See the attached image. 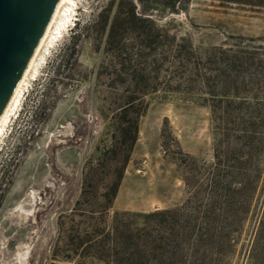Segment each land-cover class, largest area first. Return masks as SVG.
<instances>
[{"label": "rangeland", "instance_id": "1", "mask_svg": "<svg viewBox=\"0 0 264 264\" xmlns=\"http://www.w3.org/2000/svg\"><path fill=\"white\" fill-rule=\"evenodd\" d=\"M107 2L109 16L127 6L74 0L72 20L44 52L0 133V264H76L49 255L66 233L59 215L80 191H101L82 175L97 172L99 151L119 138V106L140 95L136 139L104 217L113 209H169L165 218L188 236L187 264H264V128L254 149L239 148L222 137L226 124L201 96L223 59H236L238 78L252 75L247 89L264 94V7L186 0L141 11L137 3L143 19H123L110 43L98 23ZM243 59L254 62L247 68ZM214 149L229 164L244 159V168L216 164ZM218 166L228 172L229 189L213 198L209 179ZM211 198L213 234L200 242Z\"/></svg>", "mask_w": 264, "mask_h": 264}, {"label": "trees", "instance_id": "2", "mask_svg": "<svg viewBox=\"0 0 264 264\" xmlns=\"http://www.w3.org/2000/svg\"><path fill=\"white\" fill-rule=\"evenodd\" d=\"M126 2V9L121 10L118 5L111 15L110 2H107L99 14L98 23L105 27V39L112 41L113 32L122 24L123 19L129 18L134 22L143 19L140 16L142 10L156 9L154 6L173 8L186 0H119ZM222 2H234L250 7H264V0H220ZM140 4L141 11L136 9ZM123 16V17H122ZM77 35L72 36V42ZM236 59H223V67L215 74L214 83H210L203 91L202 102L210 107L213 112H219L221 121L227 126L222 137L232 138L240 147L249 146L254 149L258 138L256 132L264 128V94L247 89L249 84L255 83L252 75H246V79L237 76ZM245 67L250 68L254 59H243ZM246 88V89H245ZM145 105L142 95L129 97L119 106V138L103 147L94 160L97 169L88 170L82 175V183L91 187L101 186L98 193L91 191L89 195L81 192L73 205L60 213V217L66 220L60 221L58 227L66 224V233L62 243L56 239L50 248V257L76 264H187L186 254L188 236L186 233L175 231V219L166 217L169 209L153 210H128L113 209L106 219L104 212L111 207L113 198L122 176L124 166L128 159L133 142L137 135V117ZM231 130L234 133H231ZM221 154L214 149L213 155L216 164L224 166H237L241 170L245 166L244 159H231L228 155ZM222 158V159H221ZM225 161V162H224ZM109 167V168H108ZM212 171L209 179L210 196L217 198L222 191H228L227 170L219 166ZM84 196V197H83ZM98 196L101 201H96ZM211 196V197H212ZM92 198L94 201H92ZM215 200L211 198L210 204L202 211L203 225L200 226L197 240L209 242L214 218L211 205ZM86 204L88 208L79 207ZM196 210V209H195ZM199 211V210H196ZM76 215L80 218L76 219ZM62 223V224H61ZM162 225L165 229L162 230ZM164 230L166 233H164ZM198 264H204L203 262Z\"/></svg>", "mask_w": 264, "mask_h": 264}, {"label": "water", "instance_id": "3", "mask_svg": "<svg viewBox=\"0 0 264 264\" xmlns=\"http://www.w3.org/2000/svg\"><path fill=\"white\" fill-rule=\"evenodd\" d=\"M57 0H0V111ZM67 125L60 129L66 131ZM29 207V203H21Z\"/></svg>", "mask_w": 264, "mask_h": 264}, {"label": "bare ground", "instance_id": "4", "mask_svg": "<svg viewBox=\"0 0 264 264\" xmlns=\"http://www.w3.org/2000/svg\"><path fill=\"white\" fill-rule=\"evenodd\" d=\"M74 0H57L19 77L0 111V133L12 109L17 106L21 92L30 75L34 74L38 62L50 43L59 36L64 26L72 20ZM53 44V43H52ZM31 78V77H30ZM30 82V81H29ZM17 103V104H16Z\"/></svg>", "mask_w": 264, "mask_h": 264}]
</instances>
